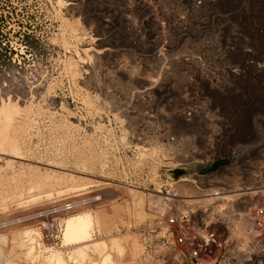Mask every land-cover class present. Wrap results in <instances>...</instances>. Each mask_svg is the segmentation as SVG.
<instances>
[{
	"label": "built area",
	"instance_id": "obj_1",
	"mask_svg": "<svg viewBox=\"0 0 264 264\" xmlns=\"http://www.w3.org/2000/svg\"><path fill=\"white\" fill-rule=\"evenodd\" d=\"M105 17L123 18L105 55L124 134L109 160L148 194L142 261L264 264V0H106ZM97 191L56 208L42 240L60 241L73 208L109 201ZM231 216L251 240L232 238Z\"/></svg>",
	"mask_w": 264,
	"mask_h": 264
},
{
	"label": "rangeland",
	"instance_id": "obj_2",
	"mask_svg": "<svg viewBox=\"0 0 264 264\" xmlns=\"http://www.w3.org/2000/svg\"><path fill=\"white\" fill-rule=\"evenodd\" d=\"M105 13L106 0H0V42L8 43L0 49V106L16 111L10 128L0 120V140L9 137L0 146V235L13 241L12 260L20 264L52 252L67 264H88L69 257L63 235L57 244L42 240L41 226L57 216L56 205L80 204L97 190L109 201L73 208L63 228L71 214L102 210L109 225L96 222L93 237L121 236L118 264H144L138 228L149 217L148 194L121 184L110 161L112 139L124 134L120 116L107 109L105 55L123 18ZM262 256L257 249L256 261Z\"/></svg>",
	"mask_w": 264,
	"mask_h": 264
},
{
	"label": "bare ground",
	"instance_id": "obj_3",
	"mask_svg": "<svg viewBox=\"0 0 264 264\" xmlns=\"http://www.w3.org/2000/svg\"><path fill=\"white\" fill-rule=\"evenodd\" d=\"M14 113H16V111L12 110V107L0 106V120L1 122L4 123L5 127L10 128V126L12 125ZM7 134L4 135L2 141L9 140ZM2 141L0 140V146L2 145L1 143ZM12 143L9 142L8 144L11 145V147L14 149V145ZM104 184L113 185L114 181H106V183ZM63 190L56 191V193L57 194H60L61 192L64 193ZM53 194H54L53 192H48L43 195L39 194L36 196H32L30 199L26 200L25 202L37 201L43 198L44 196L51 197ZM88 199L89 198L84 199L83 201H86ZM83 201L80 200L79 202L81 203ZM70 204L75 205V203H70ZM66 205L67 204H62V205L59 204L56 205V207L54 208L56 209L59 207H64ZM116 206L115 207L117 208V210L116 208L114 210L118 211L119 207L121 206L118 205ZM101 211L99 213L97 212L98 213L97 215L99 216V220H96L98 217L96 218L95 216L97 215H92L87 211L75 213L74 215L71 214V216H68L67 219H65V225H64L65 227L63 228L64 230L62 234L63 235L62 242L64 246L65 245L71 246V254L69 255V257L73 258V260L78 258L81 259L82 261L85 260V262H87L88 264H118L117 254L120 253L121 251V242H122L121 236L109 234V236H107V239L106 237L105 239L103 238L98 239L93 237V232L95 230L96 222H99L97 224L100 225V227L103 226L101 229H105V230H107V227L109 225V224L107 225V223H109L110 221L108 214H105L104 212ZM114 213L115 211H113V215ZM230 222L232 223L230 225L232 238H234L239 243H245L246 241L251 240V236L249 234L250 224L247 220L241 218L240 216L239 217L231 216ZM12 243L13 241L11 242L10 238H6L5 236L0 235V264H20L17 261L12 260L13 258L12 251H14ZM29 249L30 251L28 252V254L34 253L33 246ZM42 257L39 258L37 257L38 258L37 264H67L63 255L60 254L59 252H55V253L52 252L51 254L46 255L43 258Z\"/></svg>",
	"mask_w": 264,
	"mask_h": 264
},
{
	"label": "trees",
	"instance_id": "obj_4",
	"mask_svg": "<svg viewBox=\"0 0 264 264\" xmlns=\"http://www.w3.org/2000/svg\"><path fill=\"white\" fill-rule=\"evenodd\" d=\"M7 48H8V43L6 42V43H4V41L2 42H0V49H5V50H7Z\"/></svg>",
	"mask_w": 264,
	"mask_h": 264
}]
</instances>
